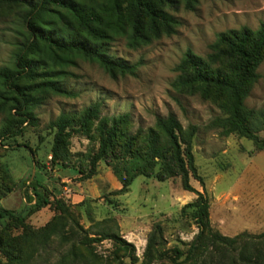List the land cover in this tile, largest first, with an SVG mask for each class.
<instances>
[{"label":"rangeland","instance_id":"1","mask_svg":"<svg viewBox=\"0 0 264 264\" xmlns=\"http://www.w3.org/2000/svg\"><path fill=\"white\" fill-rule=\"evenodd\" d=\"M19 11L0 7V67L12 62L13 44L19 40ZM177 21L170 36H161L149 45L129 49L123 38L108 46L107 54L135 66L132 75L111 78L98 64L72 57L58 79L62 88L75 97L47 92L39 97L33 109L35 125L25 123L23 132L0 146V210L24 215L29 205L26 197L33 181L42 183L50 199L62 200L76 217L88 237L111 232L131 243L137 261L133 264H172L174 248L182 251L198 230L182 208L196 195L182 189L178 178L159 182L139 176L128 192L114 195L121 188L110 167L103 162L95 166L94 175L85 156L98 148L96 141L72 132L69 138V165L51 163L53 122L60 114H80L93 103H99L101 116L128 115L129 130L153 127L157 117L173 113L183 129L196 128L192 153L200 183L190 177V186L204 193L209 202L211 228L226 237L240 233L264 232V151L235 134L223 137L213 126L224 114L210 100L198 94L177 91L176 81L185 53L204 58L216 35L243 27L257 30L264 25V0H197L192 11L180 8L173 13ZM260 79L245 100L248 108L264 107V61L258 68ZM6 114H0V129ZM264 138V130L259 134ZM50 207L32 214L22 230L0 218L7 227L11 257L0 252V264H59L72 246L69 223ZM57 221L58 235L42 240L40 229ZM160 228L162 239L152 257H144L148 237ZM29 232H33V235ZM19 254H18V253ZM82 264H119L114 262L115 247L110 241L93 244L91 254L80 250ZM122 264H131L121 258Z\"/></svg>","mask_w":264,"mask_h":264},{"label":"trees","instance_id":"2","mask_svg":"<svg viewBox=\"0 0 264 264\" xmlns=\"http://www.w3.org/2000/svg\"><path fill=\"white\" fill-rule=\"evenodd\" d=\"M197 0H0L1 6L19 11V40L13 44L12 62L0 67V114H6L0 129V146L23 132L22 125H35L33 109L41 95L51 92L75 97L59 83L63 67L71 65L72 57L98 64L111 78L132 75L135 66L107 54L108 46L123 38L129 49L149 45L161 36L174 33L177 21L173 13L183 8L192 11ZM204 58L185 53L176 71L174 88L182 93L198 94L213 101L224 114L216 118L213 126L223 137L237 135L251 141L258 151H264V107L254 109L245 105L251 89L260 79L258 68L264 61V25L257 30L243 27L216 35ZM99 103H93L80 114H60L51 128L54 135L51 163L68 167L69 138L77 131L87 139L96 141L98 148L85 156L94 175L95 166L103 162L121 184L114 195L128 192L133 180L139 176L159 182L178 178L182 189L196 198L182 211L190 209L189 217L198 232L182 251L174 248L172 264H264V232L240 233L233 237L214 231L209 222V202L204 193L194 190L190 177L203 182L197 174L192 141L194 126L183 129L173 113L157 117L153 127L129 130L128 115L101 116ZM31 192L24 215L0 210V218L24 230L26 220L42 208L50 207L69 223L72 246L59 264H82L80 250L91 254L93 244L110 241L115 247L114 262L121 258L137 261L135 249L111 232H100L88 237L87 231L62 200L51 198L47 188L38 181L31 184ZM58 222L52 221L42 229V240L58 235ZM7 227L0 224V252L7 258L11 244L6 237ZM33 235V232H29ZM162 239L160 228L150 233L144 257H152ZM18 253V252H17ZM19 254V253H18ZM112 264V263H106Z\"/></svg>","mask_w":264,"mask_h":264}]
</instances>
